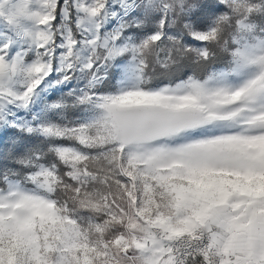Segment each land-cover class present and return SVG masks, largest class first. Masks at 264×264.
I'll return each mask as SVG.
<instances>
[{
    "label": "snow or ice",
    "instance_id": "snow-or-ice-1",
    "mask_svg": "<svg viewBox=\"0 0 264 264\" xmlns=\"http://www.w3.org/2000/svg\"><path fill=\"white\" fill-rule=\"evenodd\" d=\"M0 264H264V0H0Z\"/></svg>",
    "mask_w": 264,
    "mask_h": 264
}]
</instances>
